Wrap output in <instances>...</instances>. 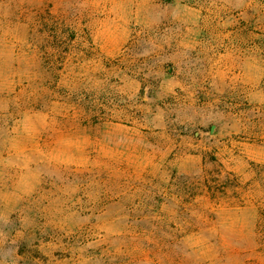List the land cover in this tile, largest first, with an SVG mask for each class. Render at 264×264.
<instances>
[{"label":"rangeland","instance_id":"374dc122","mask_svg":"<svg viewBox=\"0 0 264 264\" xmlns=\"http://www.w3.org/2000/svg\"><path fill=\"white\" fill-rule=\"evenodd\" d=\"M84 1L0 0V264H264V166L221 145L264 141V125L226 144L219 118L178 110L177 95L159 98L174 64L148 71L132 40L124 53L142 88L123 108V54L95 61L101 39L91 34L124 23L93 21V0ZM253 6V21L237 27L264 46V0ZM234 57L216 79L245 97ZM247 72L264 84V71ZM158 111L192 117L199 140L221 150L201 160L150 147Z\"/></svg>","mask_w":264,"mask_h":264},{"label":"crops","instance_id":"0c3cea01","mask_svg":"<svg viewBox=\"0 0 264 264\" xmlns=\"http://www.w3.org/2000/svg\"><path fill=\"white\" fill-rule=\"evenodd\" d=\"M88 3L85 0L83 5L86 7ZM253 10V0H93L90 8L93 21L124 23L122 29L92 31V38L101 39L95 42L99 44L100 55L95 61L112 63L123 54L117 63L120 70L118 100L125 108L135 101L142 88L137 75L128 72L125 56L128 53H124L132 40V54L146 56L142 63L148 71H161L164 64H174L173 67L167 65L169 75L158 93L159 98L177 95L178 110L209 112L219 118L215 128L227 132L226 144L239 134L254 136L264 125V84L262 76L253 77L247 71H264V60L252 57L257 51L263 53L264 46L254 47L253 33L237 27L242 20L253 21ZM241 54H244L243 62L237 56ZM233 55L235 61L231 68L245 71L242 78L245 97L226 91L227 81L223 85L216 79V71L223 67L228 69L227 59ZM245 101L252 120H242L244 112L239 108ZM150 122L152 127L145 134L154 139L150 147L157 150L174 148L183 150L186 158L203 160L205 150H214V147L221 150L219 146L222 145L224 150L232 151L236 147L233 150L236 157H247L264 166V141L259 140L263 136L251 143L238 142L236 145H225V142L219 145L220 141L214 139L209 147L199 140L202 135L195 131L198 123L192 117L181 121L179 116L170 119L158 111L150 116ZM175 124L195 131L197 139L191 134L181 136Z\"/></svg>","mask_w":264,"mask_h":264}]
</instances>
